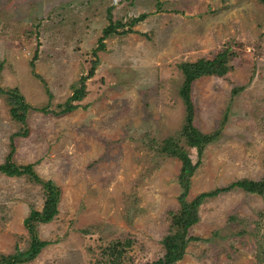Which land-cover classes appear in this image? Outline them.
Segmentation results:
<instances>
[{
  "label": "rangeland",
  "instance_id": "374dc122",
  "mask_svg": "<svg viewBox=\"0 0 264 264\" xmlns=\"http://www.w3.org/2000/svg\"><path fill=\"white\" fill-rule=\"evenodd\" d=\"M109 8L110 20L126 33L110 35L98 50ZM224 48L235 54L230 70L191 86L195 128L219 130V136L203 149L186 201L240 178L261 177L264 3L0 0V89L16 88L34 109L21 125L0 95V164L9 157L30 165L58 188L56 215L32 228L47 244L21 264H110L103 252L112 245L121 251L116 264L161 257L160 241L178 208L180 163L157 156L149 142L176 136L183 124L177 65L210 60ZM81 80L84 98L71 112L57 114ZM233 88L241 90L231 96ZM188 157L197 160L194 150ZM42 193L26 176L0 174V255L27 250L23 220L30 208L40 211ZM198 216L188 231L197 240L178 264H264V193L237 190L204 199Z\"/></svg>",
  "mask_w": 264,
  "mask_h": 264
},
{
  "label": "trees",
  "instance_id": "16d2710c",
  "mask_svg": "<svg viewBox=\"0 0 264 264\" xmlns=\"http://www.w3.org/2000/svg\"><path fill=\"white\" fill-rule=\"evenodd\" d=\"M264 3V0H260ZM109 9H107V25L102 29L98 50L102 49V41L113 34H125L123 25L119 22L110 20ZM143 16L137 19H132L128 26L134 25L141 21ZM121 28L120 32L116 31ZM235 56L228 48L219 50L210 60L198 59L195 62H182L177 65L180 70L183 80L178 89V95L182 100L185 115L183 124L179 132L174 137L164 139L161 143L149 142V147L155 151L159 157L173 158L179 161L180 167L176 176V183L179 188V194L176 198L178 208L175 212L170 213V226L168 233L162 237L160 244L163 253L160 258L151 264H178L184 255V250L189 242L197 239L189 236L188 231L199 221L198 207L204 199L213 198L219 195L231 193L234 191H242L246 194L261 196L264 193V158L262 159V174L258 180H250L240 178L229 182L228 184L216 187L206 193L198 194L191 201H186L185 197L189 189L190 178L199 166V158L202 155L203 149L208 144L217 140L219 130L213 133L203 134L197 130L193 124L194 107L190 98L192 83L200 78L215 77L222 78L231 68L229 60ZM36 56L34 55L33 58ZM34 59L30 62L33 68ZM97 64L96 60L90 62V67L87 76H92L94 68ZM1 69V64H0ZM241 88H233L230 95L239 92ZM0 95H5L6 104L9 107L11 119L24 124L25 114L28 110H34L29 107L24 99L17 92L16 88L7 90L0 89ZM85 96V87L83 80L78 89L72 91L71 96L64 104L59 105L61 109L57 114H67L75 109L73 102L81 101ZM43 110V109H42ZM26 134V133H23ZM182 142V145H180ZM190 150H194L197 155L195 163H191L188 154ZM0 174L6 177L26 176L30 183L37 184L42 189L43 202L40 211L30 208L27 217L23 220V227L29 235V245L27 250L18 253L16 250L10 255H0V264H21L32 260L39 251L47 244L36 239L33 233V223H48L56 215V204L58 201V188L51 181L40 180L31 170L30 165L19 166L6 157L3 163L0 164ZM114 245L107 248L103 254L107 257H112L110 264H116L121 256L120 250H115Z\"/></svg>",
  "mask_w": 264,
  "mask_h": 264
}]
</instances>
